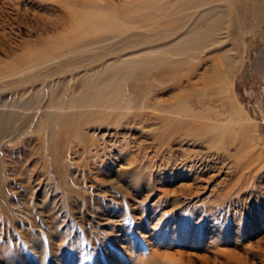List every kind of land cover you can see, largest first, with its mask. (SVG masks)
Wrapping results in <instances>:
<instances>
[{
    "label": "rangeland",
    "instance_id": "374dc122",
    "mask_svg": "<svg viewBox=\"0 0 264 264\" xmlns=\"http://www.w3.org/2000/svg\"><path fill=\"white\" fill-rule=\"evenodd\" d=\"M144 3L0 0V264H264V0Z\"/></svg>",
    "mask_w": 264,
    "mask_h": 264
},
{
    "label": "bare ground",
    "instance_id": "6f19581e",
    "mask_svg": "<svg viewBox=\"0 0 264 264\" xmlns=\"http://www.w3.org/2000/svg\"><path fill=\"white\" fill-rule=\"evenodd\" d=\"M154 1H156V0H146V3H144V4H153L154 3ZM181 1V3L182 4H180L179 6L180 7H182L181 9L182 10H180V11H176V13L177 12H183L184 10L186 11V10H188L189 8H191V4L192 3H195V4H197L198 5V3H200L201 5L202 4H204V1L205 0H180ZM156 3V2H155ZM166 3V2H165ZM171 4V3H170ZM170 4H168V5H163V8H166V9H168L167 7H170L169 5ZM143 6V5H142ZM144 6H146V5H144ZM173 6H174V4H173ZM193 7V6H192ZM171 8V7H170ZM175 8V7H174ZM171 10H172V8H171ZM190 10V9H189ZM184 11V12H185ZM94 12V11H93ZM215 12V11H214ZM203 13V12H202ZM189 16V15H188ZM224 16H227V14L226 15H224ZM224 16H222V18H220V17H218V19H216L213 23H212V25L211 26H209V27H207V28H202V27H200V28H193L194 30H192V33H187L186 35H185V40L186 41H190L191 39H193L194 41H199L198 43H195V45L192 47V46H189V45H185L184 46V48L182 47H180L179 48V50L180 51H186V50H191L192 48L193 49H196V48H198V44H200L201 43V41L202 40H204L205 38H207L209 35H211L212 33H214V30L216 29V30H218L219 29V27L222 25V23H223V20H224ZM228 16H230V18H231V20H233V21H238L239 19H241L242 17H241V13H240V9L235 5V7H233V9L229 12V14H228ZM241 17V18H240ZM84 18H86V17H84ZM201 18H203V16H201ZM247 18V17H246ZM79 19V18H78ZM204 21V20H203ZM201 23H203V22H201ZM207 23V22H206ZM208 24V23H207ZM202 25V24H201ZM200 25V26H201ZM174 51V50H173ZM170 52H171V50H170ZM135 70V69H134ZM114 77V76H113ZM126 78V77H125ZM96 85H95V82H90V85L88 86V87H86V89H84V92L82 93V95L83 96H86V97H90V94H91V90L92 89H94V87H95ZM96 91V90H95ZM218 92H220V91H218ZM92 96V95H91ZM208 114H204V116H207Z\"/></svg>",
    "mask_w": 264,
    "mask_h": 264
}]
</instances>
